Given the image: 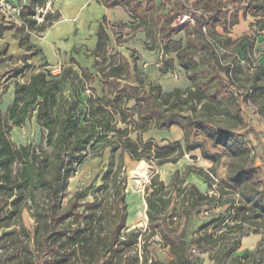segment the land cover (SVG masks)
<instances>
[{
    "label": "trees",
    "instance_id": "1",
    "mask_svg": "<svg viewBox=\"0 0 264 264\" xmlns=\"http://www.w3.org/2000/svg\"><path fill=\"white\" fill-rule=\"evenodd\" d=\"M100 1L109 7L118 5L124 7L132 14L138 26H144L149 34L158 35L176 45L179 64L186 71L192 86L188 87L186 92L176 88L169 93L165 92L159 83H149L147 87L142 77L144 71L139 68L136 58L132 57L130 60L120 55L119 60L112 59L109 54L110 34L107 30L106 17L98 29L97 46L92 53L96 57L98 74L108 85V93L97 94L92 84L94 74L97 73L83 67L76 70L69 66L58 74L48 67L38 71L33 69L28 80L17 81L14 98L6 116L0 115V197L5 203L16 197L6 216L2 215L3 209H0V228L11 224L10 221H6L7 219L20 217L23 208L20 201L26 190L27 197L36 206L34 215L39 223L43 221V225L41 223L35 229L39 252L33 253L28 245H24L17 248V253L7 254L6 259L0 260V264L140 263V255L132 253L131 248L137 245L142 232L140 228L123 232L128 226L129 202L126 200L124 187L116 185L117 179L116 175L112 174V168L104 173L103 183L96 191L92 190V186L79 189L68 202L63 203L64 205L61 197H58L55 205L42 211L36 192L42 186L55 194L56 198L59 192H66L69 178L76 171L75 160L90 147H96L98 143L108 140L110 132H114L115 137L123 139L121 142L117 140L113 146V143H110L113 151L120 147L137 159L150 156L161 162L177 160L186 151L194 149L195 146L189 143L193 130L203 133L215 146H224L233 158L228 183L234 187L233 189L239 190L240 197L221 199V206H227L231 220L235 222L232 226L229 223L226 225L231 227L232 232L241 233L243 224L250 220L253 213L256 217L264 218V181L260 183L256 181L259 167L249 162L254 149L251 141L234 128L214 124L208 119L173 111L163 106L164 102L172 103L174 99L183 101L189 97L192 99L208 97L214 102L226 105L230 101L240 108L238 96L230 87L231 82L239 86L236 75L242 70L235 56L240 55L239 50L245 52L248 46L253 49L257 39L264 38V0H196L193 4H190L189 0H169L171 7L168 15H159L153 0ZM45 3L46 0H27L22 11L24 25L18 28L25 33L20 44L31 53L21 55L25 67H21L17 74H24L27 69L34 67L28 60L41 51L31 43L32 32L43 28L46 21L57 17V12H47L44 23L36 28L38 24L34 17L36 8ZM229 3L233 5V10H228ZM190 8L202 11V14L195 17V23H177L178 15ZM241 10L243 15L251 14L255 17L252 23L253 33L245 34L235 41L231 36L220 32L218 27L226 33L230 32L233 26L239 23ZM205 25L207 32L203 29ZM182 31L186 35L184 49L181 48V41L174 39V36ZM228 44L236 45L234 53L228 51L226 46ZM166 45L168 46V42ZM216 46L222 47L224 52L218 53ZM227 53L233 55L229 60L224 58ZM13 58L7 47H0V68L2 63ZM224 59L230 64H222ZM253 65L258 71L244 97L245 100L251 98L255 100L264 118V62L258 61ZM132 98L137 104L135 113L126 106V102ZM226 110L228 111V107ZM33 115L46 130L44 140L51 147L50 157L44 156L41 146L18 147L10 138L11 129L24 125ZM121 122L126 123L127 127H119L118 123ZM133 123L141 133L140 141H134L129 137L131 131L129 127ZM173 125H179L184 129V143L173 141L161 145L142 138V133L151 126L163 129ZM175 154H178L177 157H174ZM203 154L207 158L215 159V155H210L205 150ZM16 164L20 165L17 171ZM51 167L48 174L47 171ZM197 171L206 174L211 184L210 170ZM224 183L225 181H219V190L225 187ZM179 184L181 181L177 179L167 187L161 181L157 189L153 188L147 193L148 215L153 223L152 229L171 251L169 261L162 260L157 253H151L153 264H203L201 255L206 251L211 252L215 244H219L222 253L213 254L212 259L215 264H221L223 258L237 250L240 244L237 238H233L230 243H220L225 236H217L212 230L223 223V214L207 219L198 217L202 209L210 208L212 203H218L216 197L209 196L207 191L202 192L192 184L183 192ZM170 187L174 191L179 190L178 192L184 196L181 208L185 211V221L178 229L176 222L173 221L177 217L176 211L163 214L170 205V199L165 198L167 188ZM90 195L95 200L84 205ZM110 195L114 196L111 205L108 206L105 201H98L99 198L104 200ZM42 227L46 230L45 239L39 245ZM23 232L29 235L25 229ZM259 232L256 228L252 233ZM204 241L212 247H205ZM144 248L146 250L144 256L147 259V245ZM196 249L198 253H193ZM238 256L240 258L253 256L252 263L260 264L255 253L245 252Z\"/></svg>",
    "mask_w": 264,
    "mask_h": 264
},
{
    "label": "rangeland",
    "instance_id": "2",
    "mask_svg": "<svg viewBox=\"0 0 264 264\" xmlns=\"http://www.w3.org/2000/svg\"><path fill=\"white\" fill-rule=\"evenodd\" d=\"M228 10H233V5L229 3ZM52 13V12H51ZM252 19V18H251ZM255 20V19H254ZM253 20V21H254ZM38 21V20H37ZM44 23L43 21L38 22L36 28L38 29L39 25ZM53 23V20H48L45 22V26L36 32L33 35L35 39L40 36V33L43 32L45 28ZM254 23V22H252ZM136 27L133 21H126L119 23L116 28L113 29L114 39L109 41V54L112 59L117 58L119 60L120 55H129L132 54V57L135 56L133 49L137 53L138 51L146 52L145 49H152L151 58L148 60L147 58V68L144 71V76H142L146 82V86H149V83H159L162 85V88L165 92L169 93L176 88L181 89V91L186 92L188 87L192 86V82L187 77L186 71L179 64V59L177 57L178 49L176 45L171 44L169 40H164L160 36H154V34H149L145 30L147 28H143L141 30H137L133 32V28ZM16 35L22 37L25 33L24 30H19V28L14 25ZM124 28V29H123ZM126 28V29H125ZM129 28V29H127ZM249 31L251 34L253 33V28L247 26L245 29L237 30V33H245ZM132 32V34H130ZM245 35V34H244ZM181 41V48L184 49L186 47V37L185 34H180L176 38ZM168 42V46L166 43ZM130 45V46H129ZM228 51L230 53H234L236 50L235 44L226 45ZM120 47H123L121 49ZM129 49V50H127ZM242 48V47H241ZM138 49V50H137ZM164 50L163 57L160 56V51ZM239 56H235V60L244 66L240 72L237 73L236 79L238 82L237 86L234 85L235 88H231L238 96V101L240 103V108H238L234 103H230L228 105L224 103H219L217 101H212L208 97H203L202 99H192L184 98L183 101L174 99L171 103H163V106L172 109L173 111H181V113L191 114L193 116L201 117L210 120L214 124H220L222 126L234 128V130L242 133L246 136L252 143L254 153L250 154L249 162L251 161L256 166L259 167V172L257 173L256 181L258 183L264 181V118L261 115V112L257 108V103L255 100L251 98V100H245V92L253 83L254 77L258 69L253 65L254 63L264 62V53H260L261 49L256 48L255 52L251 47H247L245 52L243 50H239ZM80 52V51H79ZM78 52V54H79ZM80 59L82 62L92 64V68L94 67V62L96 61V57L91 55V51L89 54V50H85L80 52ZM225 59L229 60L233 55L226 54ZM245 55V56H244ZM21 55H18L15 58L2 63L0 68V115L3 117L6 116L9 105L12 103V90L13 87L15 89V83L17 81H26L30 71L36 69L38 65L41 66V61L37 60L34 64V67L26 70L24 74H17L20 72L21 67L23 66V61L20 59ZM102 59V58H101ZM101 59H98L99 62L103 63ZM110 59V60H112ZM225 59L223 61H225ZM241 59V60H240ZM244 61V63L242 62ZM31 63V62H30ZM105 65V64H104ZM54 73L58 72L57 67L54 65L52 68ZM18 75V76H16ZM152 81V82H150ZM187 95V93H185ZM186 97V96H184ZM227 102V103H228ZM126 106L131 112L137 111V104L135 100L132 98L126 102ZM228 107V111L226 110ZM183 111V112H182ZM237 113V114H236ZM35 116V115H34ZM33 116L25 123L24 126L13 127L10 131V138L16 144V146L21 147L23 145H30L31 147L41 146L43 147L44 156L51 155V147H49L44 138L46 130L37 122L36 118ZM118 126L121 128L127 127V124L124 122L118 123ZM135 124L130 125V133L129 137L134 141H140L139 136L141 133L135 128ZM143 134V133H142ZM108 140L98 143L96 147H90L87 152H83L80 154V157L75 161L76 171H74L73 175L69 178L68 188L66 192H59V196L50 193L48 189L45 187H41L37 189V195L39 200V205L42 207V211L44 208L51 207L55 205L58 201V197H61L62 204L68 202V200L74 195V193L79 189H86L92 186V190L96 191L97 187L103 183L104 173L108 171L109 168H112V174L116 175L118 187H124V191L126 193V200L129 202V216H128V226L123 230V232L131 231L132 229H141V236L139 237L137 245L133 246L132 253H138L140 255V263L139 264H153L151 253H157V255L164 261H169L170 258V249L163 244L161 237L155 233L152 229V221L148 215V204H147V193L149 190L157 189L156 187L161 182V177L163 173H166L165 166H161L165 162L157 161L154 158H150V156L142 157L141 159H137L127 151L122 148H118L116 151H113L112 146L119 142L123 141V139H119L115 137L114 132L109 133ZM110 143H113L110 146ZM189 143L195 148H200L195 151L201 155L202 159L200 161H196V164H193L195 169L204 170L206 167L208 170L212 171L218 178L219 181H225L223 184L225 187L219 190V186L217 187L218 192L220 194V199H217L218 203H212L211 207H216L220 205V208L215 209L214 212L210 214H201L199 213V218L207 219L209 217H215L218 215L224 216L223 223L217 225L212 230L214 233L219 236H225L220 243L232 242L233 238H237L240 244V249L230 252L226 258H223L221 264H254L253 256L250 258H240L238 255L248 252L255 253V257L260 260V264H264V218L256 217L253 213L250 220L245 222L242 226L241 233L240 232H232L231 227L229 225H233L235 223L231 220V214L226 209L227 206H221V199L234 198L239 199L240 195L238 193V189H233V186H229L228 173L230 169V164L233 160L230 152L224 146H215L211 139L206 137L203 133L193 130ZM194 148V149H195ZM191 149V150H194ZM188 150V151H191ZM203 150L207 151L210 155H215V159L207 158L203 154ZM185 153L186 157L189 159L197 158L196 156L188 153ZM67 153L69 151L67 150ZM68 155V154H67ZM175 154L174 157H177ZM209 160L212 162L210 163ZM176 161V160H174ZM140 162H146L148 165L147 169V177L146 178H136L133 175V171L136 167L139 166ZM209 164V165H208ZM208 165V166H207ZM188 167V166H187ZM186 167V168H187ZM225 167L226 176H222L221 168ZM20 165H15V170H19ZM52 167L48 169L47 173L50 174ZM191 169V168H190ZM185 170H183L184 172ZM200 173V172H199ZM205 178L207 179L208 188L210 187L209 178L206 174ZM187 175L184 176L179 187L184 192V189H189L191 186V181L187 180ZM186 181V183H185ZM172 184V183H171ZM171 184L167 185V187L171 186ZM116 186V187H117ZM169 189V190H168ZM113 188L111 189L112 192ZM208 190V189H207ZM179 190H175L167 188L166 199H170V205L163 213H170L172 211H176L177 217L174 218L173 221L176 222L177 229L181 228V225L185 221V211L182 210V202L184 200L183 193H179ZM174 192L176 195L174 196ZM224 193V194H223ZM28 191H25V196H23L20 204L23 205L22 212L20 217L14 216L13 218H9L6 221H10L11 224L7 227L0 228V260L3 261L6 259V255L9 253H17V248L23 247L24 245H28L33 253H37L38 247L35 237V229L39 224L37 218L35 217V204L29 200ZM16 197L8 200L7 203L2 200L0 197V209L2 215L6 216L7 211L12 208V201ZM90 195L84 205L86 203L92 202L95 199ZM114 196L110 195L109 198L101 199L98 201H105L106 204L111 205L113 202ZM63 204V205H64ZM205 209V208H204ZM202 209V211L204 210ZM163 217V216H162ZM18 219V221H15ZM229 223V225H226ZM106 225V224H105ZM258 229L259 238L256 244H254L250 239L247 238L248 235H252L255 229ZM24 229L29 233V235L25 234ZM45 227H42L41 232L39 234V240L41 245V241L45 239ZM106 232V229H105ZM203 233H205L203 231ZM232 233V234H231ZM18 234V235H16ZM229 234H231L229 236ZM246 237V238H245ZM62 238V240H64ZM61 240V241H62ZM145 245H147L148 253L147 259L144 256ZM205 247H210V244H206L205 241L203 243ZM212 247V246H211ZM193 253H198V249L194 250ZM215 253H222L221 248H219V244L213 245L211 248V255ZM146 260V261H145ZM73 264V262H71Z\"/></svg>",
    "mask_w": 264,
    "mask_h": 264
},
{
    "label": "crops",
    "instance_id": "3",
    "mask_svg": "<svg viewBox=\"0 0 264 264\" xmlns=\"http://www.w3.org/2000/svg\"><path fill=\"white\" fill-rule=\"evenodd\" d=\"M153 2L157 6V13H159V15H168L171 7L169 0H153ZM195 2L196 0H189L190 4ZM52 7L57 12V17L53 20V23L49 25L43 32H38L40 33V36L37 39L34 38L33 35L35 33L32 32L31 43L35 44L36 47L40 48L41 51L37 55L32 56L28 61L31 63H36L37 60H40L42 62L41 66H37L36 71L44 69L45 67L52 68L55 65L58 70V72H56L57 74L61 73L64 68L69 66L74 67L76 70H80L81 67L90 69L91 72L97 73V75L94 74L95 79L92 83L97 94L104 95L105 93H108V85L103 82L100 74H98L97 66L94 64V67L92 68V64H84L80 57H78L81 54L80 52L89 50V54H91L96 48L98 41L97 32L100 24L103 22L104 17L107 18V30L110 34L109 41L114 39L113 29L116 28L117 25L121 23V21H133L134 25H136V27L133 28V32H136L138 29H143L144 26H138L132 14L124 7L119 5L109 7L103 4L100 0H53ZM254 19L255 17L251 14L243 15V11L241 10L240 21L233 26L230 32L226 33L221 27H218V30L223 34L231 36L233 40L237 41L244 34H251L249 31H246L244 34L237 33V30H243L245 27L247 28V26L248 28L253 27L252 22H254ZM145 31L148 33L147 30ZM130 34H132V32ZM180 34H185V32L182 31L181 33L175 35L174 39H176ZM263 39V37H259L257 39L253 45L254 52L256 48H258L261 49L260 53H264ZM20 41L21 37L16 35L14 25L5 21H0V47H7L8 53L12 54L15 59L18 55L31 53V51H28L23 46H21ZM120 48L123 49V47ZM133 49L130 50L135 53L133 58L137 59L139 68H141L143 71H146L148 65L146 60L147 58L149 60L151 56H153V50L145 49L144 51L146 52L138 51L137 53ZM91 55L94 56L93 53ZM126 57L131 60L132 54H129L128 56L126 55ZM242 62L244 63L243 60ZM241 68L244 72L245 67H242L241 65ZM31 73L32 71H30L28 78ZM11 94L13 100L14 87ZM142 138L145 141L152 140L160 143L161 145L168 144L173 141H182L184 143L185 131L179 125H173L170 128L163 129L151 126L147 131L143 132ZM199 149L200 148H195L194 150L188 151V153L196 156L197 158H193L191 160L186 157V154H184L176 161H167L162 164L161 166H165L164 170H166V173H163L161 181L165 185H169L175 182L177 179L183 180L184 176L187 175L186 179L188 181L190 180L192 185L197 187L200 191L206 192L208 189L207 179L205 178L204 174L194 171L197 168L193 165L196 164V161H200L202 159L201 155L195 152ZM209 162L211 163L212 161L209 160ZM225 169V167L221 168L223 177L226 176L227 173ZM183 170L185 171L183 172ZM204 170L208 169L204 167ZM175 195L176 192H174V196ZM259 236V233H253L252 235H248L247 238L256 244ZM239 249L240 246L237 248V250ZM201 256L203 258V264H215L210 251L203 252Z\"/></svg>",
    "mask_w": 264,
    "mask_h": 264
},
{
    "label": "built area",
    "instance_id": "4",
    "mask_svg": "<svg viewBox=\"0 0 264 264\" xmlns=\"http://www.w3.org/2000/svg\"><path fill=\"white\" fill-rule=\"evenodd\" d=\"M52 1L53 0H46V3L44 5H38L36 8V14L34 17L38 20V22H41L44 20V16L47 12H52L55 13L56 11L52 7ZM27 3V0H0V21H5L8 22L12 25L16 26H22L24 25V20L22 18V11L24 10V6ZM202 14V11L199 9H193L190 8L187 11H182L178 17H177V23L182 24V23H195V17L199 16ZM204 31L207 32V26H204ZM216 50L218 53H223L224 49L220 46H216ZM164 50L161 49L160 51V56L161 58L163 57ZM222 64L228 65L230 64L229 61H223ZM147 65V64H145ZM235 83H230L231 88H235ZM254 153V150H253ZM211 176V185L207 190V194L209 196H214L216 198L220 197V194L218 192V183H219V178L212 172H210ZM264 188V187H263ZM220 205H217L216 207H210L207 209H204L201 211V214H210L215 211V209H219Z\"/></svg>",
    "mask_w": 264,
    "mask_h": 264
},
{
    "label": "bare ground",
    "instance_id": "5",
    "mask_svg": "<svg viewBox=\"0 0 264 264\" xmlns=\"http://www.w3.org/2000/svg\"><path fill=\"white\" fill-rule=\"evenodd\" d=\"M148 165L146 162H140L139 166L133 171V175L136 178H146L147 177Z\"/></svg>",
    "mask_w": 264,
    "mask_h": 264
}]
</instances>
